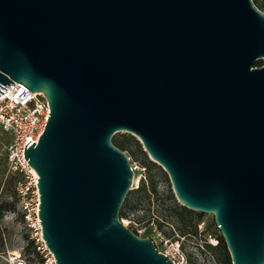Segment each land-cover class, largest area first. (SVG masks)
I'll return each instance as SVG.
<instances>
[{
	"label": "water",
	"instance_id": "water-1",
	"mask_svg": "<svg viewBox=\"0 0 264 264\" xmlns=\"http://www.w3.org/2000/svg\"><path fill=\"white\" fill-rule=\"evenodd\" d=\"M12 81L50 110L23 153L55 264H174L120 221L134 175L120 131L181 205L213 215L232 264H264V13L252 0H0V94Z\"/></svg>",
	"mask_w": 264,
	"mask_h": 264
},
{
	"label": "rangeland",
	"instance_id": "rangeland-1",
	"mask_svg": "<svg viewBox=\"0 0 264 264\" xmlns=\"http://www.w3.org/2000/svg\"><path fill=\"white\" fill-rule=\"evenodd\" d=\"M252 2L258 10L264 13L263 0H252ZM115 135L122 139L132 135L138 140L135 135L126 131H120ZM123 151L128 156L134 171L131 189H136L146 179L149 172L153 175L157 195L154 194L149 200L141 201L135 207L128 209L127 217H119L122 224L134 230L140 237L150 238L159 251L169 256L175 255L179 250L184 257L185 264H219L201 246L204 238L200 235V232L205 222L213 215L204 213L203 221L198 224L199 233L196 238L189 235L179 236L178 229L172 222L173 215L169 209V201L166 198L168 187L171 186L167 174L148 154V159L157 166L149 169L144 166L141 162L142 157L133 153L132 145L129 144ZM2 155L3 151L0 155V180L6 165ZM3 203L0 224L4 230V241L3 248L0 251V264H11V259L17 257L23 259L25 264H44L45 252L41 253L37 249L38 246H41V241L36 234V229L29 225L30 221L24 217L21 210L16 206L14 196L4 192L1 205ZM207 239L211 244L216 243L214 237H208ZM30 241L32 243L27 248ZM35 252L41 255L43 259L41 262L35 256Z\"/></svg>",
	"mask_w": 264,
	"mask_h": 264
},
{
	"label": "built area",
	"instance_id": "built-area-1",
	"mask_svg": "<svg viewBox=\"0 0 264 264\" xmlns=\"http://www.w3.org/2000/svg\"><path fill=\"white\" fill-rule=\"evenodd\" d=\"M6 86V90L0 94V147L5 160V172L0 184V205L4 186L9 174H14L17 179L14 182L15 204L21 210L24 217L30 221V226L36 229V234L41 241L39 252H45L44 264H55L53 255L49 252L41 237V227L38 219L39 194L37 188L38 175L24 158L26 149L33 142H37L42 133L49 106L41 92H31L19 82L12 81ZM30 142L25 147V144ZM4 241V230L0 224ZM165 254V253H164ZM167 255V254H166ZM174 264H185L184 257L177 250L175 255H167ZM11 264H25L23 259L12 258Z\"/></svg>",
	"mask_w": 264,
	"mask_h": 264
},
{
	"label": "trees",
	"instance_id": "trees-1",
	"mask_svg": "<svg viewBox=\"0 0 264 264\" xmlns=\"http://www.w3.org/2000/svg\"><path fill=\"white\" fill-rule=\"evenodd\" d=\"M111 140L121 150L126 149V147L129 144L132 145L134 149L133 153L138 154L142 157L141 162L148 169L157 166L154 162L148 159L147 153L143 150L141 143L134 136L128 135L127 137L122 139L119 136L113 135ZM4 172L5 171L3 170V173ZM16 179H17L16 175L9 174L4 186V192L10 193L11 195L14 196V198H15L14 182ZM154 194L157 195V191L154 185L153 175H151L148 172L146 179H144L136 189H130L127 192L123 200V203L121 205V208L119 210V217L121 218L127 217L128 209L135 207L141 201L149 200L150 197ZM166 198L169 201L170 204L169 209L171 210V213L173 215L172 222L175 225V227L178 229V234H180L179 236L189 235L196 238L199 233L198 224L203 221V218L205 216L204 213L191 210L179 204L170 185L167 190ZM3 206L4 203L0 205V215ZM132 231L136 233L134 230ZM200 235H202V237L204 238L203 244H201V246L210 253L212 258L216 262H218L219 264H232L227 246L224 242V239L219 229L215 225L213 217L205 222V225L201 230ZM208 237H214L216 243L215 244L209 243L207 239ZM31 243L32 242L30 241L27 248H29V245ZM2 248H3V236L0 230V251ZM35 256L39 259L40 262L43 260L41 255H39L37 252H35Z\"/></svg>",
	"mask_w": 264,
	"mask_h": 264
}]
</instances>
